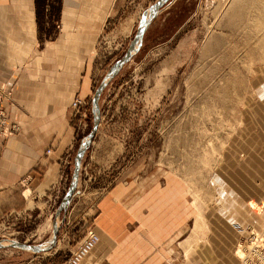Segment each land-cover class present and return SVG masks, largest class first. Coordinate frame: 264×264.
<instances>
[{"label": "rangeland", "instance_id": "374dc122", "mask_svg": "<svg viewBox=\"0 0 264 264\" xmlns=\"http://www.w3.org/2000/svg\"><path fill=\"white\" fill-rule=\"evenodd\" d=\"M155 1L123 0L120 14L101 30L89 53L94 78L88 125L78 134L68 187L56 195L18 186L0 208V239L43 244L51 238L79 143L93 125L95 90L126 52L143 13ZM240 1L247 0H170L164 6L138 53L102 94L100 126L84 155L76 196L82 208L139 160L167 166L190 186L198 210L195 237L205 236L206 215L214 214L216 225L227 233V225L243 224L232 228V255L238 264L251 231L260 229L247 220L258 216L264 227V0H258L262 9L248 6L243 11L242 22L248 20L249 26L237 20ZM35 3L37 48L42 51L64 32L62 0ZM127 18L135 22L132 31L120 30ZM213 40L219 41L210 51ZM13 86L1 92L7 93L6 101ZM72 233L75 238L71 232L58 234V247L47 252L0 249V264H65L73 243L84 234L78 224ZM221 245L217 254L223 253Z\"/></svg>", "mask_w": 264, "mask_h": 264}, {"label": "crops", "instance_id": "0c3cea01", "mask_svg": "<svg viewBox=\"0 0 264 264\" xmlns=\"http://www.w3.org/2000/svg\"><path fill=\"white\" fill-rule=\"evenodd\" d=\"M122 6L123 0H62L64 32L40 51L35 0H0V101L11 107V119L20 126L18 134L0 143V208L21 185L38 194L65 191L63 174L73 168L78 141L72 103L90 97L94 77L89 53ZM134 24L127 18L120 30L132 31ZM10 84L13 105L6 101L7 93L1 94ZM78 192L59 234L71 232L75 238L72 229L77 224L82 229L72 252L88 227L98 233L100 241L81 264H238L231 236L233 223H242L227 225V233L216 225L214 214L206 215L207 232L195 237L198 210L190 186L167 166L139 160L82 208ZM128 214L134 216L132 225L125 222ZM247 221L264 231L258 216ZM221 243L218 255L215 248Z\"/></svg>", "mask_w": 264, "mask_h": 264}, {"label": "water", "instance_id": "95a60500", "mask_svg": "<svg viewBox=\"0 0 264 264\" xmlns=\"http://www.w3.org/2000/svg\"><path fill=\"white\" fill-rule=\"evenodd\" d=\"M170 0H156L142 15L138 30L130 42V45L126 52L118 59L113 66L108 70L104 78L102 79L100 85L95 90L94 96L92 98V114H93V125L90 132L85 135L78 146L75 166L72 173L70 186L64 196L62 202L60 203L55 218L52 222V235L51 238L43 244L28 243L26 241H20L16 239H0V249L4 248H16L22 250L32 251L34 253H41L53 250L57 247L59 239L58 234L61 228V221H63L64 215L67 213V208L70 205L74 195L78 192V185L82 167V161L85 153L87 152L89 146L93 142L101 122V97L108 86V84L120 73L123 67L138 53L143 45L144 37L153 23V21L158 17L161 10ZM63 216L60 219V216Z\"/></svg>", "mask_w": 264, "mask_h": 264}, {"label": "built area", "instance_id": "2783aa9c", "mask_svg": "<svg viewBox=\"0 0 264 264\" xmlns=\"http://www.w3.org/2000/svg\"><path fill=\"white\" fill-rule=\"evenodd\" d=\"M8 101L9 103H14L11 98H9ZM72 106L74 108L73 118L76 120L78 134L81 132L83 133L88 125L87 115L90 106L89 98L76 97ZM19 131L20 126L11 119L8 109L0 105V143L18 134ZM47 153H51V150L48 149ZM63 178L66 181V185L64 187V190L66 191L70 178L69 174H63ZM125 222L128 225H132L134 223V216L132 214H128L125 218ZM249 239L250 241L246 246L243 262L245 264H264V231L259 234L252 230ZM99 241L100 236L98 233L92 226L88 227L86 234L79 241L74 251L71 252V255L66 260L65 264H80L87 254L94 249Z\"/></svg>", "mask_w": 264, "mask_h": 264}, {"label": "bare ground", "instance_id": "6f19581e", "mask_svg": "<svg viewBox=\"0 0 264 264\" xmlns=\"http://www.w3.org/2000/svg\"><path fill=\"white\" fill-rule=\"evenodd\" d=\"M248 6L250 7L251 6V9H253V10H257V9H259V8H261L260 7V2L258 1V0H247V1H243V2H239L238 3V5L236 6L237 7V9L240 11L239 13H240V16H239V18H237V20H238V22L240 23V24H246V26H249V22H248V20H245L244 21V23L242 22L243 21V19H244V16L246 15L243 11H245L247 8H248ZM235 7V8H236ZM263 8V7H262ZM261 8V9H262ZM248 10V9H247ZM233 13V12H232ZM234 14V13H233ZM247 16H249V15H247ZM235 17V16H234ZM229 18V17H228ZM231 18V17H230ZM229 18V19H230ZM236 19V18H235ZM234 19V21H236ZM230 21H231V19H230ZM232 23H234V22H232ZM219 41V40H218ZM218 41L217 40H213V42H211V44L209 45V50L210 51H213V50H215V48H216V46H217V43H218ZM221 41H223L222 39L220 40V42ZM218 46H219V44H218ZM221 47V46H220ZM219 48V47H218ZM208 50V51H209ZM254 232H256V233H263V231L262 232H257V231H254ZM58 246V245H57ZM240 247H241V251L243 252V246L242 245H239ZM249 248H250V245H249ZM245 249H246V247H245ZM245 249H244V252H243V256L245 255ZM88 255V254H87ZM86 258V257H85ZM84 258V259H85ZM83 259V260H84ZM82 260V261H83ZM81 264V263H80ZM241 264H245L244 262H243V260H241Z\"/></svg>", "mask_w": 264, "mask_h": 264}]
</instances>
